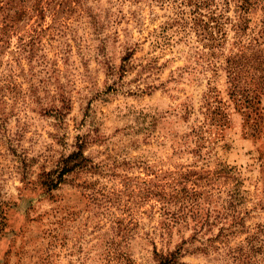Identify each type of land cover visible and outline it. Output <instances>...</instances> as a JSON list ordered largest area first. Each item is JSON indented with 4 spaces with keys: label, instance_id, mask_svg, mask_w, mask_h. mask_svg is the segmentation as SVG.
I'll use <instances>...</instances> for the list:
<instances>
[{
    "label": "rangeland",
    "instance_id": "rangeland-1",
    "mask_svg": "<svg viewBox=\"0 0 264 264\" xmlns=\"http://www.w3.org/2000/svg\"><path fill=\"white\" fill-rule=\"evenodd\" d=\"M38 1L0 52V264H159L156 252L182 239L184 264H264V115L252 135L228 98L222 56L180 23L186 2ZM238 4L210 0L225 53L236 25L244 40L261 28L259 6ZM209 88L227 106L220 128L207 121ZM79 143L91 165L49 188L44 175ZM192 189L206 223L193 229L188 217L162 234L163 206Z\"/></svg>",
    "mask_w": 264,
    "mask_h": 264
},
{
    "label": "trees",
    "instance_id": "trees-1",
    "mask_svg": "<svg viewBox=\"0 0 264 264\" xmlns=\"http://www.w3.org/2000/svg\"><path fill=\"white\" fill-rule=\"evenodd\" d=\"M239 1L241 4H238V6L242 8L244 13L249 12L253 6H259L262 13L261 28L256 36L244 40L242 37L247 26L245 24L243 26L236 25V39L231 42L232 46L227 53L224 52L227 31L223 28V17L216 15V11L210 8V0H182L189 6L188 14L190 16H184L185 11L182 10L180 11L179 20L182 26H187L188 30L193 31L197 37H200L201 41H206L202 45L209 50L208 54L211 57H217L214 56L215 53L222 56L223 61L220 65L226 76L228 98L233 103L234 109L241 114L244 125L251 129V134L254 135L259 124L263 122L264 115L262 107L264 99V0ZM28 3H31L32 10L42 9L38 0H0V52L5 43L6 30L14 27L15 23L24 16L27 7H29L27 6ZM11 10H14V12L11 13ZM243 23H245V20ZM132 54L133 51H128L122 58L123 62H128ZM203 97L208 124H214L217 128H220L227 123V106L218 97L215 89L209 88ZM83 147V143L77 144V150L63 160L62 166L56 170V175L49 177L50 172L44 175L45 184L49 188L58 186L64 175L75 168H87L91 165L88 162L89 159L83 154ZM257 160L260 162V169L264 175V151L258 153ZM235 169L234 166H224L218 172L223 173L227 178H232L238 185L241 181L238 175H235ZM190 192L184 196L187 200L172 210L167 205L163 206L162 209L166 217L161 224L162 234L170 236V230L177 225L187 224L188 217L192 219L193 229L199 224L206 223L208 219L207 210L204 211L200 202L195 198V195L197 196L199 192L197 193L196 189H192ZM243 198L246 199L245 196ZM230 202L229 205H232ZM226 212H231L235 218L239 214L236 210L227 207ZM185 242L186 239H182L175 249L161 253L156 252L159 264H184L180 257L188 249L183 248Z\"/></svg>",
    "mask_w": 264,
    "mask_h": 264
}]
</instances>
